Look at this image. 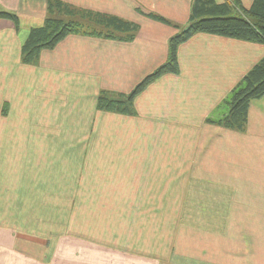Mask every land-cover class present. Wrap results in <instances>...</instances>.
Listing matches in <instances>:
<instances>
[{
    "label": "crops",
    "instance_id": "0c3cea01",
    "mask_svg": "<svg viewBox=\"0 0 264 264\" xmlns=\"http://www.w3.org/2000/svg\"><path fill=\"white\" fill-rule=\"evenodd\" d=\"M63 1L140 30L71 34L25 64L48 0H0L20 18H0V264H264V96L244 132L207 121L264 44L196 33L133 115L100 110L168 59L178 28L139 9L186 26L193 0Z\"/></svg>",
    "mask_w": 264,
    "mask_h": 264
},
{
    "label": "trees",
    "instance_id": "16d2710c",
    "mask_svg": "<svg viewBox=\"0 0 264 264\" xmlns=\"http://www.w3.org/2000/svg\"><path fill=\"white\" fill-rule=\"evenodd\" d=\"M139 11L151 19L178 28V32L169 39L168 59L147 74L129 93L101 90L97 98L100 110L133 115L135 98L139 93L160 76L180 72L178 47L196 33L204 32L264 44V0H253L250 7L243 6L240 0H193L186 26L175 24L152 11ZM0 18L12 20L19 29L20 18L16 12L0 9ZM139 30V23L117 15L77 7L63 0H48L44 23L30 29L22 45L21 58L25 64H36L43 50L55 48L71 34L133 41ZM263 96L264 56L225 98V116L220 120L209 118L207 121L244 132L252 101Z\"/></svg>",
    "mask_w": 264,
    "mask_h": 264
},
{
    "label": "rangeland",
    "instance_id": "374dc122",
    "mask_svg": "<svg viewBox=\"0 0 264 264\" xmlns=\"http://www.w3.org/2000/svg\"><path fill=\"white\" fill-rule=\"evenodd\" d=\"M234 13H236V14H237V11H236V10H234Z\"/></svg>",
    "mask_w": 264,
    "mask_h": 264
}]
</instances>
